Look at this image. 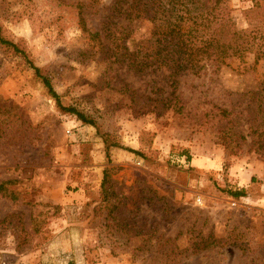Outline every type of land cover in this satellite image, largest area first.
<instances>
[{"label":"rangeland","instance_id":"374dc122","mask_svg":"<svg viewBox=\"0 0 264 264\" xmlns=\"http://www.w3.org/2000/svg\"><path fill=\"white\" fill-rule=\"evenodd\" d=\"M112 3L0 0L1 35L24 54L0 45V264H264V158L253 143L264 55L180 74L167 108V73L136 72L124 56L151 24L134 21L104 51L90 36L113 30ZM253 5L226 2L233 28L260 25ZM27 60L96 127L61 112ZM218 108L247 140L238 152L218 139ZM101 134L122 147L110 164ZM105 167L109 217L95 209Z\"/></svg>","mask_w":264,"mask_h":264},{"label":"trees","instance_id":"16d2710c","mask_svg":"<svg viewBox=\"0 0 264 264\" xmlns=\"http://www.w3.org/2000/svg\"><path fill=\"white\" fill-rule=\"evenodd\" d=\"M91 1L96 2L97 0ZM227 1L113 0L112 12L115 13L112 20L113 30L106 32L108 30L103 28L90 36L99 42L101 50L104 51L108 48L105 42L110 37L114 39L117 43L116 47H118L123 36L128 30H132L134 21L140 20L151 24L152 30L149 39L143 45H137L133 51L124 54V56L130 61L131 69L136 72L167 73L165 78L168 79L172 91L165 98L163 106L168 108L174 104L173 101L178 99L175 91L178 83L177 77L180 74L184 72L199 74L203 69L216 71L228 59L241 60L243 56L254 54L258 60L264 55V0H252L254 2L252 9L262 22L255 29L245 31L233 28L234 25L226 6ZM124 20H128V24L123 25L122 21ZM173 40L174 44L170 46V49L167 48L165 44L169 45V41ZM0 45L24 55L15 44L2 37L1 30ZM124 49L128 51L127 48ZM27 63L61 112L74 115L82 123L96 127L97 124L92 118L73 107L63 106L50 79L30 61L27 60ZM261 84L264 86V77ZM259 94L260 96H257V100H259L257 120H261L264 124V89ZM150 99L153 103L158 102V99ZM218 117L220 120H227V124L219 130V141L227 153L238 152L240 143L247 142L245 136L241 135V131L238 133L234 131V127L238 123L229 119V112L221 108H218ZM256 135V140L253 142L256 145L254 152L264 158V131L258 132ZM101 136L103 137L107 163L110 164V150L122 147L114 142L110 135L101 134ZM111 168L105 167L103 170L101 183L103 204L95 206L98 212H103L106 209V217L112 215L115 209V205L109 200L106 190ZM244 193V190H239L232 192L231 196L239 198L244 196Z\"/></svg>","mask_w":264,"mask_h":264}]
</instances>
